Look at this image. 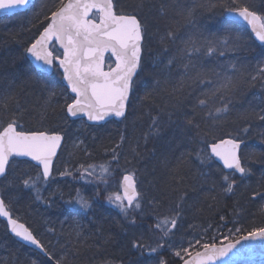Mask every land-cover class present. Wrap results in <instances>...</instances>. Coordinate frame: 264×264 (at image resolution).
Masks as SVG:
<instances>
[{
  "label": "snow or ice",
  "instance_id": "6c2138e0",
  "mask_svg": "<svg viewBox=\"0 0 264 264\" xmlns=\"http://www.w3.org/2000/svg\"><path fill=\"white\" fill-rule=\"evenodd\" d=\"M17 11L35 22L27 37L0 41L16 45L14 70L0 67V248L10 264L25 246L36 253L28 264H228L242 241L264 249V224L243 225L246 205L264 202V0H45L38 9L0 0V12ZM230 119L235 134L219 135ZM113 123L118 138L105 142ZM66 147L102 156L58 170ZM216 162L228 171L213 174ZM69 179L93 194L65 192ZM105 205L116 230L105 227ZM34 206L69 218L57 229L41 214L47 242L24 218ZM204 212L218 223L201 234L188 217ZM209 230L223 239H205Z\"/></svg>",
  "mask_w": 264,
  "mask_h": 264
},
{
  "label": "trees",
  "instance_id": "16d2710c",
  "mask_svg": "<svg viewBox=\"0 0 264 264\" xmlns=\"http://www.w3.org/2000/svg\"><path fill=\"white\" fill-rule=\"evenodd\" d=\"M44 2H45V0H38L36 3V8L38 9L40 4L44 3ZM30 21L35 22L32 11H28L25 14L18 15L15 17L5 18V19L0 20V41L8 39L9 33L22 32L25 37L30 35V33L24 31L25 29L30 27ZM15 53H16V45H14V44L10 45L9 48H7V49L0 46V67L7 68L9 71L14 70L13 59H14ZM20 63H21L20 61H16L17 66ZM250 98H251V94H249V96L246 99H250ZM52 123H53V126H55V122L53 121ZM29 126H32V125H29ZM76 127H77V125H75V124L71 125L70 130L72 132H75ZM118 127H122V126L117 125L115 123L106 125V127L104 129L105 142H107V137L109 136V134H111V136L113 138H118L117 137ZM236 127H237V124L233 123L230 119L229 121H227L223 124V131L218 133V134L224 135L228 131H233V134H235ZM256 131L259 132L260 129L258 128ZM253 135H255V133ZM162 143L163 142H161V144L157 145L158 149L161 147ZM248 143L249 144H255L258 148L261 147L258 144V138L257 139L249 138ZM67 149L68 148L66 147L65 150L61 153V155H60V157H59V159L55 165L56 168H57V165H58L60 159L62 158V156L64 154H66ZM178 154H179V152L177 151L176 155H178ZM101 156H102V153H100V152H94L91 157L85 155L83 152H78L74 156H70L69 161H70V163H73V165H75L77 162L79 164H81V163L87 164V163H91L94 161H99L101 159ZM254 167L257 168V174H256V176L252 177V179H251V181H249V183H251L253 185V187H256L257 183H258V178H259V165H256ZM217 168H219L217 165H215L213 167V169H212L213 174H218ZM161 179H163V177H161ZM77 183L80 184L78 188L86 189V186H87L86 184H83L82 182H77ZM67 184H71L73 189L77 186L76 181H71L70 179H69ZM141 188H143V185H141ZM100 202L103 203V198H101ZM233 202H234V200H228L227 201L229 212H231V205L233 204ZM260 203H264V202H258L255 204L246 205V207H248L250 211L248 212L246 217L243 219V225L245 227L251 226L252 224H255V225L264 224V216L260 215V212H259ZM105 208L108 209L105 212V216L107 217V220L105 221V227L112 226L113 230H116L114 222L118 216V213L115 209L108 208L107 205H105ZM39 214H42L43 216L45 215L43 208L41 207V208H39V210H37L36 206H34L33 210L30 213H26L24 218H25L27 224L30 227H32L37 232L38 235L43 233L41 238L44 239L45 242H47V239H48L50 234L44 232V223H42V218H41V215H39ZM52 216L58 217L57 221L59 224H60V221L69 219L67 216L60 215L57 213H53ZM78 219H80L81 223L87 224L86 218L79 217ZM228 219L231 220L232 217L229 216ZM188 220L196 226L197 231H199L201 234L203 233V229L200 227L202 224L204 227H207L209 224L215 225L216 223H218V217L215 216V214L208 213V212H204L203 214H197L195 217L189 216ZM70 222L71 221L69 220V223ZM64 227L67 228L68 225L65 224ZM184 227L185 228L187 227V223H185ZM232 227H233L232 223H228L227 227L222 228L221 231L223 233H227L228 229H230ZM56 228L59 229V227H57V226H56ZM2 233H3V225L0 224V239H3ZM214 234L218 237L217 242H219V239H223V236H221L220 233L214 232L213 230H209L208 235L205 236V239L211 240V238ZM13 248H15V246H13ZM17 254L20 257V264H28V258L29 257H32V258L36 257L35 252H33V251H31L25 247H19ZM11 255H12V251L6 250L5 248H0V261H8V264H10ZM165 255L167 256L169 254L165 253ZM130 259H134V257H126L125 258V264H127V261ZM260 264H264V262L260 263Z\"/></svg>",
  "mask_w": 264,
  "mask_h": 264
},
{
  "label": "water",
  "instance_id": "95a60500",
  "mask_svg": "<svg viewBox=\"0 0 264 264\" xmlns=\"http://www.w3.org/2000/svg\"><path fill=\"white\" fill-rule=\"evenodd\" d=\"M38 0H34L36 3ZM28 12V11H27ZM27 12L17 11L15 14H8L4 12H0V20L5 18L15 17L21 14H25ZM250 33V30H247ZM254 41V36L252 37ZM258 44V42H255ZM110 54H106V61ZM56 163V162H55ZM222 171L227 172L228 170H224L222 165L219 162H216ZM248 247L251 248V251L248 250ZM25 248L29 249L25 246ZM31 250V249H30ZM228 264H258L264 262V249L261 248L259 242H245L242 241L240 245H237V248L233 250L232 253L229 254V257L226 258ZM219 264V262H217Z\"/></svg>",
  "mask_w": 264,
  "mask_h": 264
},
{
  "label": "rangeland",
  "instance_id": "374dc122",
  "mask_svg": "<svg viewBox=\"0 0 264 264\" xmlns=\"http://www.w3.org/2000/svg\"><path fill=\"white\" fill-rule=\"evenodd\" d=\"M69 151H70V149L68 148V149L66 150V154H64V155L62 156V158L60 159V161H59V163H58V165H57V169H58V170H62L66 165H67V166H75V167H78V166H79V163H78V162H77L75 165H73V163H70V161H69V158H70ZM72 156H74V155H72ZM76 185H77V186H76L75 188H78L80 184L76 182ZM53 187L55 188L56 185H53ZM60 187H61L65 192H67V191H69V188L72 187V185H71V184H67V183H62V184L60 185ZM87 187H88L89 189H88ZM94 188H95L94 185H87V186H86V189H83V190L86 192L87 195H92V193L94 192ZM88 190H89V191H88ZM109 190H110V191H113V192H118V191H119V188H118V178H113V179H112V181H111V183H110V185H109ZM53 213H57V214H59V213L56 212V211H50V212H45L44 217L48 218L52 223H54V224H55V227L57 226V227L60 228L61 225H60V224L58 223V221H57L58 217H54V216H52ZM39 215H41V214H39ZM39 218H40V217H39ZM42 223H43V220H42Z\"/></svg>",
  "mask_w": 264,
  "mask_h": 264
}]
</instances>
